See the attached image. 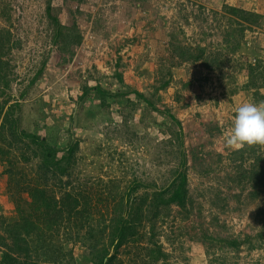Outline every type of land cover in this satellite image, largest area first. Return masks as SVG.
Listing matches in <instances>:
<instances>
[{
  "label": "rangeland",
  "instance_id": "rangeland-1",
  "mask_svg": "<svg viewBox=\"0 0 264 264\" xmlns=\"http://www.w3.org/2000/svg\"><path fill=\"white\" fill-rule=\"evenodd\" d=\"M46 1L0 0V10L5 4L10 17L8 23L0 14V28H9L12 43L20 45L3 59L10 65L9 103L19 100L22 130L44 136L59 149L77 141L73 179L65 191L76 193L79 210L89 212L82 215L83 220L89 217L90 225L112 227L113 218L121 212L118 200L131 184H140L132 198L147 199L140 206L143 220L138 233L142 239L123 245L113 263L264 264V187L256 191L257 197H251V184L239 169V165L249 169L257 159L264 167V146L254 156L246 153L241 163L233 152L242 147L228 148L223 143L236 109L254 102L255 90L243 87L250 66L264 63V16L259 27L245 29L230 22L223 8L216 11L221 0H51V14L58 23L74 27L81 37L78 45L63 50L61 43L52 42ZM145 3L153 18L144 22L143 32L151 31V25L160 30V37H166L162 49H131L141 48V35L128 37L126 27L130 24L132 29L141 22L143 18L135 16L144 13L141 6ZM179 47L188 54L201 48L204 60L214 68L207 70L204 60L181 62ZM167 82L164 90L155 92ZM95 85L115 95L106 108L93 95L85 103L78 100L83 87ZM134 91L180 122L187 160L185 209L160 208L151 221L147 205L152 187H166L178 166L171 142L177 127ZM259 94L264 96V86ZM18 154L12 152L13 160ZM36 164L32 159L29 164L13 161L11 165L15 173L24 169L31 178ZM10 169L0 158V237L5 236L4 227L18 219L8 197L19 176ZM151 225L154 240L167 255L157 263H148L143 251ZM86 229L80 230V237ZM69 235L72 240H67ZM75 235L73 223L65 222L54 243L62 245L65 254L71 250L74 264H90ZM245 238L249 242L237 251L224 244ZM3 251L0 246V259Z\"/></svg>",
  "mask_w": 264,
  "mask_h": 264
},
{
  "label": "trees",
  "instance_id": "trees-1",
  "mask_svg": "<svg viewBox=\"0 0 264 264\" xmlns=\"http://www.w3.org/2000/svg\"><path fill=\"white\" fill-rule=\"evenodd\" d=\"M64 1L83 2V0ZM126 1L131 2L132 0ZM46 2L45 12L53 27L52 42L54 44L61 43L63 50H66L71 45H78L81 41L79 33L74 27H62L58 23L56 16L51 14V0ZM3 7L0 10V14L5 18V22L9 23V9H6L5 4ZM223 9L229 21L241 28L259 27L263 20V16L257 13L247 12L227 5ZM11 38L12 35L9 28H0V158L10 164V173L14 172L12 169L14 165H11L13 161L23 165L29 164L32 159H36L37 164L31 178L26 171L25 173L23 172L24 169L14 172L19 177L14 183V193L10 194L8 198L14 205L18 219L11 224H7L3 229L5 236L0 237V246L4 247V251L0 264H74L71 250L65 254L62 245L58 244L57 241L56 244L58 245L54 243V240L58 239L60 228L65 222L68 225L73 223L76 233L75 239H80L85 247L86 254L84 258L87 262L90 264H114L118 250L123 245L127 242L137 243L141 241L142 235L138 233V229L143 220V210L140 209V206L142 208L147 199L146 197H141L140 200L132 198V193L140 186V184L133 183L117 202L118 212H121L113 218L112 227L111 225L92 226L88 223L89 217L86 215L85 220H83L84 217L82 215H89V212L85 208L79 210V200L75 196L76 193L72 195L69 191H65V187L71 184L73 179L72 171H74L75 153L78 150L77 141H69L66 146L59 149L55 142L49 141L44 136L22 130L20 126L21 105L19 100L15 99L13 104L9 103L12 98L7 93L10 83L8 77L10 65L9 62L3 59L13 49L20 47L19 44L12 43ZM178 49L179 53L181 47ZM173 52H176V48ZM203 55L204 50L197 48L190 54L180 51L178 58L184 63H195L204 60ZM213 61L214 66H216V61ZM255 64L249 68L248 83L243 89L255 90L252 97L254 102L259 103L264 100V96L259 94V90L264 86V63L257 62ZM203 66L207 70L214 68L212 63L205 60ZM40 72L41 70L32 79L31 84L34 83ZM167 86L168 82L162 83L155 89V92L164 90ZM24 94L25 92L19 94L18 98L22 99ZM132 94L145 102L153 111L164 115L167 114L177 127L171 142L177 151L178 166L172 172V179L166 187L160 189H157L155 185L152 187L150 201L147 205L149 213H151V221L156 218L160 208L168 210L170 205H175L185 209L188 194L187 160L183 147L180 122L173 115H170L167 110L156 108L142 94L136 91ZM90 95H93L101 108H106L109 99L115 97L114 94L106 91L100 85H95L92 88L83 87L78 100L85 103ZM260 146L261 144H246L241 149L234 151L233 154L242 163L248 157L245 155L246 153L249 156H254L255 151L260 149ZM12 152L19 153L14 160L13 158L15 157L11 156ZM260 160L257 159L249 169L239 165L241 174L247 179V183H250L253 189L251 197H257L256 191L264 187V167L259 166L262 162ZM5 172L8 171L6 170ZM54 189L58 190L54 191ZM21 194H25L26 198H22ZM77 195L82 197L80 193H77ZM123 207H125L124 210H122ZM85 226H87L86 232L80 237V230ZM154 237L155 233L152 226L148 237V246L143 249L148 263H157L167 259V255L163 252L161 245L154 240ZM72 239L73 237L69 235L67 240ZM7 240H10V244L6 243ZM247 242H249V238L227 240L224 241V244L227 245V248L237 251L239 246Z\"/></svg>",
  "mask_w": 264,
  "mask_h": 264
},
{
  "label": "clouds",
  "instance_id": "clouds-1",
  "mask_svg": "<svg viewBox=\"0 0 264 264\" xmlns=\"http://www.w3.org/2000/svg\"><path fill=\"white\" fill-rule=\"evenodd\" d=\"M223 143L228 148L264 145V101L245 102L236 109L232 127L225 133Z\"/></svg>",
  "mask_w": 264,
  "mask_h": 264
},
{
  "label": "crops",
  "instance_id": "crops-1",
  "mask_svg": "<svg viewBox=\"0 0 264 264\" xmlns=\"http://www.w3.org/2000/svg\"><path fill=\"white\" fill-rule=\"evenodd\" d=\"M210 1L211 0H204L205 3L206 2L209 3ZM136 4L138 5V3ZM224 5L236 9H241L244 11L254 12L264 16V1L260 2L258 0H221V3L219 4L217 3V6H219V8H217L216 11L221 12V9L223 8ZM141 7L144 9V13L141 15L138 14L139 16L138 15L135 16V18H140V19L143 18L141 19V22L139 21L138 23H136V25H134L132 29L129 28L130 24L126 27L127 29L126 35L128 37H131L132 34L133 37H139V35H141V38H138L141 39V48L131 47V49H148L149 47L150 49H162L163 48L162 40L164 39L166 40V37H164V35H161L160 37L161 34V32H159L160 30L156 29L154 25H151L153 28L151 29V31L143 32V25L145 24L144 22H148L149 18L152 17V15L149 13V10L147 11L145 10L150 8L148 4L145 3ZM139 25L141 26V30L139 29L140 27ZM118 31H120L119 28ZM120 36H123V34H121ZM123 37H125V35Z\"/></svg>",
  "mask_w": 264,
  "mask_h": 264
}]
</instances>
